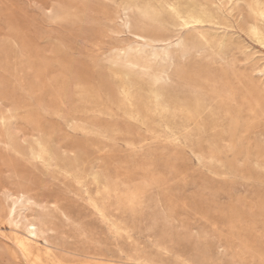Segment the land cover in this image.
<instances>
[{
  "label": "rangeland",
  "instance_id": "obj_1",
  "mask_svg": "<svg viewBox=\"0 0 264 264\" xmlns=\"http://www.w3.org/2000/svg\"><path fill=\"white\" fill-rule=\"evenodd\" d=\"M255 5L0 0V264H264Z\"/></svg>",
  "mask_w": 264,
  "mask_h": 264
},
{
  "label": "bare ground",
  "instance_id": "obj_2",
  "mask_svg": "<svg viewBox=\"0 0 264 264\" xmlns=\"http://www.w3.org/2000/svg\"><path fill=\"white\" fill-rule=\"evenodd\" d=\"M132 8L125 6L123 7V14H124V19H123V23L126 26L130 25V14L129 12L131 11ZM135 10L140 13L143 17L146 18H154L155 17V12H152L148 9H145L142 5H136L135 6ZM252 10L258 14L259 16H263L264 15V9H262L260 6L255 5L252 7ZM200 19V17H198L197 15H188L186 18H183V23L187 24L190 21H198ZM38 147H39V154L38 158L42 159V161L45 163V159L43 157L44 153L46 152L45 146L38 142ZM47 167L49 166V164H45ZM11 200H12V207L9 209L8 212V223L11 225L12 227V232H13V236L15 237V239L17 240H21L23 242L26 243H38L37 241V231H38V226L37 223L33 220H29L26 216H24V218L27 220V228H26V235H23L19 232H17L15 230V228H18L16 221L14 220V214L17 208L19 207H24L26 206V203L28 202V198H26L25 196L21 195L20 197L16 196V197H12L11 196ZM15 227V228H14Z\"/></svg>",
  "mask_w": 264,
  "mask_h": 264
}]
</instances>
